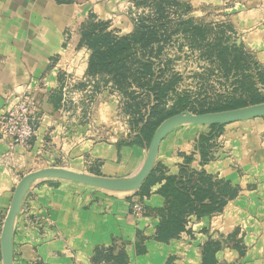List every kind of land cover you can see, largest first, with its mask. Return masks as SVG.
Here are the masks:
<instances>
[{"label":"crops","instance_id":"crops-1","mask_svg":"<svg viewBox=\"0 0 264 264\" xmlns=\"http://www.w3.org/2000/svg\"><path fill=\"white\" fill-rule=\"evenodd\" d=\"M118 1L0 0V113L6 96L22 84L42 87L28 146L8 153L7 139L0 136L2 200L19 176L13 172L34 159L48 166L64 161L69 169L116 178L129 177L142 165L148 129L94 140L68 136L69 124L62 121L67 93L90 78L92 49L83 31L120 14ZM187 1L225 5L228 20L256 28L248 33L251 45L264 43V0ZM125 18L107 29L118 37L133 33L134 23ZM209 131V126L193 124L168 131L149 175L130 193L68 179L34 182L14 220L13 264H103L111 251L123 254L116 264H264V117L226 124L199 148L200 135ZM182 165L209 177L207 184L194 178L209 190L203 202L222 205L202 216L174 214L182 219V229L160 240L157 227L169 212L159 189L166 176L181 174ZM137 200L143 205L140 217L131 213Z\"/></svg>","mask_w":264,"mask_h":264},{"label":"rangeland","instance_id":"rangeland-1","mask_svg":"<svg viewBox=\"0 0 264 264\" xmlns=\"http://www.w3.org/2000/svg\"><path fill=\"white\" fill-rule=\"evenodd\" d=\"M118 2L120 14L100 20L106 31L118 36L107 27L109 23L122 25L126 17L135 27H148L143 32L146 42L136 43L126 61L130 69L119 73L118 80L113 68H104L67 93L62 121L69 124L68 136L110 141L132 128L157 127L182 110L214 112L229 109L232 103L242 107L264 101V43L251 45L248 33L256 28L228 20L225 5L187 0ZM61 163L59 167L72 168ZM43 167L48 164L34 159L30 166L13 172L19 176L7 189L9 196L0 198V233L17 182ZM46 179L56 178L41 181ZM4 190L0 189V196ZM103 259V264L124 260L112 251Z\"/></svg>","mask_w":264,"mask_h":264},{"label":"trees","instance_id":"trees-1","mask_svg":"<svg viewBox=\"0 0 264 264\" xmlns=\"http://www.w3.org/2000/svg\"><path fill=\"white\" fill-rule=\"evenodd\" d=\"M105 26L106 25L101 22L90 23L83 31L82 36L86 40L88 47L92 49L88 71L90 74H96L100 73L104 68L111 67L113 68L112 75L114 79L118 80L119 73L123 74L126 70L130 69V65H128L126 61L129 60V55L133 52L136 43L141 42L144 44L146 42V40H143V32L148 27H144L146 25L141 24L143 27L136 26L133 33L118 37L111 36L110 32L106 31ZM180 103L184 104V99L181 100ZM237 106L240 105L232 103L228 108H236ZM208 126L210 127V131L199 137V148H201L202 140L206 141L216 136L224 125L213 124ZM155 128L156 126L141 129H148L146 135L150 140ZM190 160V157L187 158V161ZM197 176L200 179L202 178V180H199L201 184H207L209 182L208 176L201 172L194 173L190 171L187 165H182L181 174L179 176L170 175L165 177V182L160 187L159 192L167 198L168 205L166 208L169 214L162 216V220L156 231L157 239L166 240L167 238L173 237L182 229V219L174 216V214L192 212L197 216H202L214 211L216 208H221V203L215 206L214 203L206 204L203 202L206 195L209 194V190L199 183H195L194 178ZM170 212H172L173 215L170 214ZM122 255L123 254H119L118 256L122 257Z\"/></svg>","mask_w":264,"mask_h":264},{"label":"water","instance_id":"water-1","mask_svg":"<svg viewBox=\"0 0 264 264\" xmlns=\"http://www.w3.org/2000/svg\"><path fill=\"white\" fill-rule=\"evenodd\" d=\"M256 117H264V101L242 107L230 108L214 112L192 113L182 110L165 118L154 130L140 168L131 176L124 178L93 175L82 171L59 166L43 167L24 174L17 182L5 216L0 233V255L2 264H13V225L23 198L30 186L41 179H68L96 188L128 192L137 190L149 175L158 152L160 141L166 133L183 124L226 125L232 122L244 121Z\"/></svg>","mask_w":264,"mask_h":264},{"label":"built area","instance_id":"built-area-1","mask_svg":"<svg viewBox=\"0 0 264 264\" xmlns=\"http://www.w3.org/2000/svg\"><path fill=\"white\" fill-rule=\"evenodd\" d=\"M45 87V83H44ZM42 89L30 83L21 85L19 91L6 96L5 105L0 113V136L7 139L8 153H12L16 146H28L35 133L32 123L37 107V94ZM131 213L140 217L143 213L142 202L137 200L131 204Z\"/></svg>","mask_w":264,"mask_h":264},{"label":"bare ground","instance_id":"bare-ground-1","mask_svg":"<svg viewBox=\"0 0 264 264\" xmlns=\"http://www.w3.org/2000/svg\"><path fill=\"white\" fill-rule=\"evenodd\" d=\"M110 191V190H109Z\"/></svg>","mask_w":264,"mask_h":264}]
</instances>
